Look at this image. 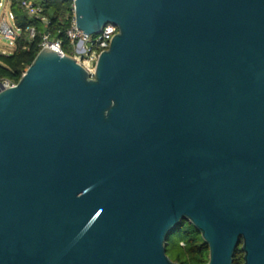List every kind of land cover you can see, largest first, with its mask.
I'll return each mask as SVG.
<instances>
[{
    "label": "water",
    "instance_id": "water-1",
    "mask_svg": "<svg viewBox=\"0 0 264 264\" xmlns=\"http://www.w3.org/2000/svg\"><path fill=\"white\" fill-rule=\"evenodd\" d=\"M93 76L44 47L0 82V264H264V0H74Z\"/></svg>",
    "mask_w": 264,
    "mask_h": 264
},
{
    "label": "trees",
    "instance_id": "trees-1",
    "mask_svg": "<svg viewBox=\"0 0 264 264\" xmlns=\"http://www.w3.org/2000/svg\"><path fill=\"white\" fill-rule=\"evenodd\" d=\"M24 0H10V10L15 16V25L23 30L22 36L17 40L13 52L0 54V82L9 81L18 83L28 67L42 49L41 43L45 32L50 33L53 40L61 41L62 50L71 55L73 45L67 35L74 17L73 0H25L31 1L35 6L41 7L50 23L45 24L37 17H31L22 7ZM1 2V0H0ZM35 28V38L30 39L27 30ZM177 245L176 256L172 258L180 264H206L209 261V247L201 234L189 221H182L172 233ZM168 251V245H167ZM241 245L236 250L234 264H243Z\"/></svg>",
    "mask_w": 264,
    "mask_h": 264
},
{
    "label": "built area",
    "instance_id": "built-area-1",
    "mask_svg": "<svg viewBox=\"0 0 264 264\" xmlns=\"http://www.w3.org/2000/svg\"><path fill=\"white\" fill-rule=\"evenodd\" d=\"M3 1L4 0H1L0 2V8L4 5ZM22 7L27 11L29 16L37 17L45 24L50 23L49 18L43 13V9L35 6L31 1L24 0L22 2ZM8 16L9 19L3 17L0 20V33L4 38L9 40L11 47H16L17 40L22 36L23 30L15 25V16L10 9H8ZM116 33L117 27L113 24H107L98 35H86L77 27L74 15L72 25L67 31V35L74 47L71 56L74 57L78 63H81L90 72L91 76H93L99 53L108 48L110 41ZM27 34L30 39L35 38V28H29ZM41 47H51L62 55L66 54L61 48V41L51 39L49 32L44 33ZM16 84L17 83H11L9 81H4L3 83L5 88L13 87Z\"/></svg>",
    "mask_w": 264,
    "mask_h": 264
},
{
    "label": "rangeland",
    "instance_id": "rangeland-1",
    "mask_svg": "<svg viewBox=\"0 0 264 264\" xmlns=\"http://www.w3.org/2000/svg\"><path fill=\"white\" fill-rule=\"evenodd\" d=\"M4 5L2 8H0V20L3 17H7L9 19L8 16V9L10 8V0H4L3 1ZM15 49V47H11L10 46V42L8 39L4 38L1 33H0V54L3 55H7L11 52H13ZM4 83V82H2ZM178 249H177V245L175 244V240L173 237V234L170 235L169 239H168V255L172 258H174L177 253Z\"/></svg>",
    "mask_w": 264,
    "mask_h": 264
}]
</instances>
